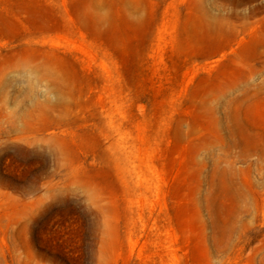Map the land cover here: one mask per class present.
Returning <instances> with one entry per match:
<instances>
[{"label":"rangeland","instance_id":"374dc122","mask_svg":"<svg viewBox=\"0 0 264 264\" xmlns=\"http://www.w3.org/2000/svg\"><path fill=\"white\" fill-rule=\"evenodd\" d=\"M0 264H264V0H0Z\"/></svg>","mask_w":264,"mask_h":264}]
</instances>
